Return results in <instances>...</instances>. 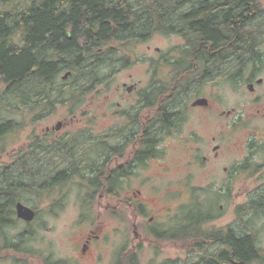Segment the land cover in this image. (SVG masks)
I'll return each instance as SVG.
<instances>
[{
    "label": "trees",
    "instance_id": "obj_1",
    "mask_svg": "<svg viewBox=\"0 0 264 264\" xmlns=\"http://www.w3.org/2000/svg\"><path fill=\"white\" fill-rule=\"evenodd\" d=\"M62 7H65V12L59 11ZM262 11L259 0H46L31 13L25 9L0 12V156L9 151L10 137L29 124L44 119L40 113L33 117L27 113L29 94L37 104L44 99L55 97L54 101H60L75 94L73 85L68 92L57 83L61 73L60 62L50 58L47 52L51 47L58 46L67 24L73 26L74 35L81 44L80 62L89 57L88 53L84 55L82 46L86 45L89 49L95 44L97 48L96 64L91 68L83 65L74 71L72 78L80 81L79 95L84 100L96 87L105 84L110 59L112 62L118 60V51L112 48L108 52L104 50L105 45L110 42L123 45L144 42L158 32L182 37L185 41L184 55L190 58L186 61L204 65L203 70L207 73L213 69L209 62L218 58L219 54L225 60L239 56L241 67L246 62V56L258 64V31L253 21ZM41 44L46 50L33 52V48ZM161 117L169 122L165 112H161ZM35 140L33 149L38 151L41 140ZM152 144L151 138L146 139L143 157L152 153ZM72 183L47 174L39 160H30L24 153L14 165L0 164V255L7 249L37 255L31 246L37 240L35 229L26 228L13 237L8 234V229L15 228L22 220L17 216L16 205L20 201L32 203L37 212L35 220H40L42 227L46 226L40 206L48 200L50 215L56 216L64 211L68 198L65 191ZM78 184L84 207L101 192L116 199L121 189V183L114 179L103 183L93 178H82ZM261 196V200H255L250 205L258 211L264 208V191ZM201 207L195 204L192 220L183 208L176 222V237L186 240L188 228L196 229L199 224L208 221L199 214ZM199 231L196 230L194 236L201 237ZM222 238L228 250L205 261V264H264V253L255 235L237 236L230 230L228 234L222 233ZM38 256H43L42 251ZM118 264H140L139 256L134 252L128 253Z\"/></svg>",
    "mask_w": 264,
    "mask_h": 264
},
{
    "label": "flooded vegetation",
    "instance_id": "obj_2",
    "mask_svg": "<svg viewBox=\"0 0 264 264\" xmlns=\"http://www.w3.org/2000/svg\"><path fill=\"white\" fill-rule=\"evenodd\" d=\"M0 1L8 2L12 0ZM44 3H46V0H27L24 9L31 13ZM64 9L65 7L59 8V11L63 12ZM262 12L264 14V11ZM160 33L168 36H177ZM108 45H105L104 50L109 52L112 48H109ZM262 45H264L263 42L258 43L256 48L259 50L262 58H264V53L261 50ZM45 48V45L41 44L35 46L33 52L40 53L45 51ZM82 48L84 55L88 53L89 57L80 62L78 54L81 51V44L74 35L73 26L67 24L65 35L59 41L58 46L51 47L47 50L50 58H53L56 62H60L61 73L59 77L62 75V81H59L58 77L57 83L64 86L68 92L73 85L75 94L73 97L69 95L66 98L60 99V101H54L55 97L52 100L44 99L40 104H37L32 94H29L26 100V111L30 117L40 113L44 118L43 120H49L55 117L60 109H65L63 112L65 117L63 120H59L56 126H48L41 132V135H31L30 142L24 146L25 152L19 150L15 153V157L24 153L30 160H39L43 170H47V174L65 182H74L76 180H82V178H93L104 183L114 179L116 182L121 183L122 187V184L130 176L134 175L135 171H138L140 167L164 157L165 153L162 150V145L166 138L168 135L179 132L180 127L186 119V111L189 107L187 105L185 106L182 98L188 95L194 89L195 85L202 87L209 78L215 77L219 79L224 76L232 84L240 85L244 81V72L249 66H256V71L260 69L257 67L260 63L256 64L252 58H248L249 56L244 58L246 62L241 67V59L239 56L234 55L225 60L219 54L218 58H212L209 62V65L213 69L210 73H207L203 70L205 68L204 65L186 61L190 60V58L184 55L186 50L183 46L178 48V55L174 54L171 58V55H162L161 49L157 48L156 52H158L159 57L154 58L150 64L154 71L152 83L146 88H142L140 83L135 82L129 84L124 82L116 88L118 93H121L122 90L125 92L121 96L124 103L118 102L115 104L110 93L113 90L112 83L114 75L118 71L117 65L121 64L125 69H128L134 65H138L140 60H131L130 58L122 59L120 63L116 64L117 62H112L110 59V63L106 68L104 84L105 88H107L105 103L109 107V112L106 113V116L110 117L111 123L114 126L111 125L101 128L92 125L88 128L89 135L84 136V132H81L76 127L78 118L81 114L86 115L89 119L96 118V101H90L89 105H85V110H82L88 95L82 100V97L79 95L80 81L72 78L74 71L81 69L83 65L85 68H91L96 64L97 48L95 44L90 45L89 49L86 48V45L82 46ZM100 51L102 50L100 49ZM70 54L74 57L72 58ZM234 64V68L231 69V66ZM226 65L229 66L227 73L224 69ZM114 66L116 69H114ZM165 68H171L169 75L164 73ZM198 69L203 70V73L199 72ZM255 77L256 75L253 74L246 82L248 84L247 88L251 92L255 91V83H253ZM259 80L257 81L258 84L264 82V79H262V82H259ZM200 99H208L209 104L195 105ZM90 106L96 109L86 111ZM211 107V100L204 96L196 97L190 106L192 111L200 109L208 111ZM161 112H165L168 115L169 122L162 119ZM237 114V110L234 109L221 112L218 115L217 120L220 130L218 137L221 138L222 142L207 148L206 155L203 156L199 166L203 168L207 167L211 161L218 160L222 156L225 147L223 144L225 130L228 131V135H234L240 129H246L242 142L244 155L241 158H234L230 166L224 167V177L226 178L224 182L227 183L221 189H216L213 186L204 188L202 190L205 193L202 196L192 186L189 193V200L184 209L188 218L192 220L193 215H195V204L201 205L199 214L205 219H208L207 222L199 224L198 228H188L186 232L187 236L185 241L190 245L195 244L194 246L199 248L198 251H200L202 257V264H205V261L207 262L224 251L222 233L228 234L230 230H233L235 235L240 236L233 227L229 226L223 229H217L216 227L207 228V226L216 223L221 218L224 205H219L220 200L223 197L229 198L232 196L233 184L242 176H245L246 173L254 175L264 165L260 164L264 159V127L260 123L264 122V113H261V111L255 114L252 112H241L239 113V117L236 116ZM92 121L95 122L96 120ZM149 138L153 141L152 153L147 155V157H143L146 149L145 142ZM35 139L41 140L40 145H38L40 146L38 151L33 149ZM216 140L217 137L214 136L213 141ZM199 159L196 158L190 161V164L196 166L195 163L199 162ZM214 173L215 170L212 171V174L207 175L211 176L209 180H215ZM191 179L192 177L189 176L187 180L190 182L192 181ZM141 194V190H138V193H136V195ZM207 195H209V199ZM98 196L101 199H106L107 195L106 193H99ZM117 198H120V202L124 205L121 208L123 214H125L128 206H130L135 209L137 216H141L142 219L146 220L147 213L145 212L144 206L139 204L135 205L134 201H129V197L123 192L122 188L118 190ZM95 200H92L87 207L83 205V222L89 221V214H93V208L92 212L89 209L92 206L94 207L93 203ZM143 204L149 205L151 203L144 202ZM115 209L121 210L118 204L115 206ZM166 209L168 213L165 216L163 215L164 217L171 215L169 213L171 208ZM163 211L165 209L162 207L155 208L153 215L148 217L147 223L141 226L134 225V235L137 241L142 243L152 238L155 241L181 240L179 239L180 237H176V233H178L176 222L179 218L171 219L168 222H160L157 219ZM180 214L181 212L178 215ZM99 219L100 216L99 218L96 217L97 221L89 222L88 230L80 237L78 244L74 248L75 256L59 257L55 255L54 251L52 252V249L44 250L42 251L43 256H41L43 264H88L92 260L99 261L103 251L99 243L107 238L104 230L105 224L101 223V221L99 222ZM121 221H125L124 217H121ZM198 229L201 232V237H198V235H196L197 237L194 236L198 232ZM210 249L214 252H210ZM222 264L229 263L224 262Z\"/></svg>",
    "mask_w": 264,
    "mask_h": 264
},
{
    "label": "rangeland",
    "instance_id": "obj_3",
    "mask_svg": "<svg viewBox=\"0 0 264 264\" xmlns=\"http://www.w3.org/2000/svg\"><path fill=\"white\" fill-rule=\"evenodd\" d=\"M26 2L27 0L0 1V12L24 9ZM259 2L264 11V0H259ZM262 23L264 28V21ZM262 40L264 43V36ZM183 45L184 40L181 37L161 33H155L146 42H134L127 45L111 42L108 47L116 49L119 53L116 64L120 63L122 59L140 60L138 65L128 69H125L121 64L117 65L118 71L114 75L113 90L110 93L115 104L118 102L124 103L121 96L125 92L122 90L121 93H118L116 90L124 82L129 84L137 82L141 84L142 88H146L152 83L154 71L150 64L154 58L159 57L158 52H156L157 48L161 49L162 55H171V58L174 54L178 55L177 50ZM261 50L264 53V45L261 46ZM234 66L235 64L231 66V69ZM228 67L226 65L224 68L226 73L229 70ZM257 67L261 71H256L254 65L245 70L244 81L240 85L232 84L225 76L219 79L209 78L202 87L195 85L194 89L182 98L185 106L189 107L186 111V119L179 132L168 135L166 138L162 145V150L165 153L164 157L140 167L121 187L129 197V201H134L135 205L144 206L147 213L146 220L142 219L141 216H137L135 209L130 206L123 214L121 208L124 205L120 202V198L112 199L106 196V199H101L97 195L93 203L94 207L92 206L89 209L92 212L93 208V214H89V221L83 222V205L77 187L81 180H76L69 184L65 191L68 198L64 211L59 212L56 216L50 215L48 212L50 202L48 200L40 206L39 209L44 211L42 221L46 222V226L43 225L42 227L40 220H34L31 225L21 220L18 226L8 229V234L11 237L18 235L26 228L35 229L37 240L31 246L37 251V255L20 254L7 249L0 255V264H43L42 258L38 254L49 249H52V252L54 251L55 255L59 257L75 256L74 248L80 237L88 230L89 222L95 221L96 217L99 218V216V222L105 224L104 230L107 238L105 237L106 240L104 239L99 243L101 249L103 248L99 261L92 260L88 264H118L120 259L131 252L138 254L140 264H202L199 248L194 246L195 244L190 245L185 240L177 239L155 241L153 238L140 243L135 239L134 225L141 226L147 223L148 217L153 215V210L161 207L165 211L158 216V221L168 222L171 219L178 218V214L182 212V208L189 200L192 186L204 196L205 191L202 189L211 186L221 189L227 183L224 182L226 180L224 167L230 166L234 158H241L244 155L242 142L246 129L242 128L234 135H228V131L225 130L223 138L225 147L222 156L218 160L211 161L207 167H200L199 164L203 156L206 155L209 146L212 147L222 142L221 138L218 137L220 130L217 120L221 112L235 109L238 112L237 117L240 116L239 113L241 112L255 114L261 111V113H264V82L257 83L259 79H264V62ZM114 69H116L115 66ZM170 72L171 68H165L164 73L166 75H169ZM253 74L256 75L253 79L255 91L251 92L247 88L248 84L246 82ZM59 81H62V75L59 77ZM106 89L104 85H100L86 97L82 110H85V105H89L90 101H96L95 106H97V109L90 106L86 110L96 109V118L94 119H89L83 114L78 118L76 127L84 132V136L89 135L88 128L92 125L101 128L113 125L110 117L106 116V113L109 112V107L105 103ZM198 96L208 97L211 100L212 107L208 111L191 110V103ZM64 111L65 109H60L55 117L42 120L36 124H29L23 131L10 137L9 151L0 156V164L2 166L14 165L19 158V156L15 157V153L19 150L22 152L25 149L24 146L30 142L31 135H41V132L48 126H56L57 122L65 117ZM92 120L96 121L93 122ZM260 123L264 127V122ZM214 136L217 137L216 141H213ZM195 157L200 158V161L195 163L196 166H192L190 161L196 159ZM260 164H264V159ZM213 170H215V180L212 181L209 180L211 176L207 175L212 174ZM44 172H47V170H44ZM189 176L192 177L190 182L187 180ZM233 185L232 196L229 198L223 197L219 202V205H224L221 218L216 223L207 226V228L223 229L229 226L233 227L240 235L253 234L258 240L259 248L264 253V208L258 211L250 206L253 201L262 199L260 193L264 191V165L254 175L246 173ZM138 190L142 191L141 195H136ZM100 194L104 193L101 192ZM207 198L209 199V195H207ZM23 202L33 208L32 203ZM144 202H150L151 204L144 205ZM117 204L121 210L115 209ZM166 208H171L169 212L171 215L164 217L168 213ZM121 217H124L125 221H121ZM210 252L214 251L210 249Z\"/></svg>",
    "mask_w": 264,
    "mask_h": 264
},
{
    "label": "water",
    "instance_id": "obj_4",
    "mask_svg": "<svg viewBox=\"0 0 264 264\" xmlns=\"http://www.w3.org/2000/svg\"><path fill=\"white\" fill-rule=\"evenodd\" d=\"M67 77V76H65ZM259 82H262V79L259 80ZM252 89V88H251ZM209 101L208 99H200L198 100L195 105H208ZM16 211L18 218L31 223L36 219L37 212L30 206H27L23 202H18L16 205Z\"/></svg>",
    "mask_w": 264,
    "mask_h": 264
},
{
    "label": "bare ground",
    "instance_id": "obj_5",
    "mask_svg": "<svg viewBox=\"0 0 264 264\" xmlns=\"http://www.w3.org/2000/svg\"><path fill=\"white\" fill-rule=\"evenodd\" d=\"M263 21H264V14L263 13H261V14L259 13V15L257 16V19H255L253 21V25H254V27H256L255 30L258 31L257 44L263 42V40H262V37L264 36V28H263V23H262ZM257 56L259 58V63H262L263 58H262L258 49H257ZM249 222H250V220H249ZM224 250H228V248L225 245H224ZM194 264H197V263H194Z\"/></svg>",
    "mask_w": 264,
    "mask_h": 264
}]
</instances>
